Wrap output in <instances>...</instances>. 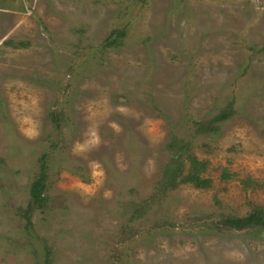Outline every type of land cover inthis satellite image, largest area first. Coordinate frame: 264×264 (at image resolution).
Segmentation results:
<instances>
[{
	"label": "rangeland",
	"instance_id": "374dc122",
	"mask_svg": "<svg viewBox=\"0 0 264 264\" xmlns=\"http://www.w3.org/2000/svg\"><path fill=\"white\" fill-rule=\"evenodd\" d=\"M176 137L209 187L160 189ZM258 209L264 0H0V264H264Z\"/></svg>",
	"mask_w": 264,
	"mask_h": 264
},
{
	"label": "trees",
	"instance_id": "16d2710c",
	"mask_svg": "<svg viewBox=\"0 0 264 264\" xmlns=\"http://www.w3.org/2000/svg\"><path fill=\"white\" fill-rule=\"evenodd\" d=\"M124 34V30L116 29L111 36L107 39L109 45L117 42V39ZM54 120L60 125L58 115L52 113ZM229 117L226 111L221 112L212 121L208 123H200L199 130L201 132H208L215 127V121H222ZM180 143V144H179ZM170 149L174 151L170 161L165 167L164 179L160 182V189L165 193L169 188H176L181 183H192L198 188H207L211 185V179L204 178L200 175L201 167L196 158H192L193 168L184 175V162L183 156L188 149V144L178 141L176 137L170 143ZM49 183V158L48 154H43L39 159V171L30 185V200L26 208H21L22 215L27 223H31L33 215L36 210L45 208L48 203L47 188ZM152 202H149L151 205ZM148 205V206H149ZM147 206V207H148ZM146 207V208H147ZM149 208V207H148ZM226 227H233L237 229H246L254 225L264 226V209H258L245 217H228L223 219ZM47 264L50 263V250L47 249Z\"/></svg>",
	"mask_w": 264,
	"mask_h": 264
}]
</instances>
